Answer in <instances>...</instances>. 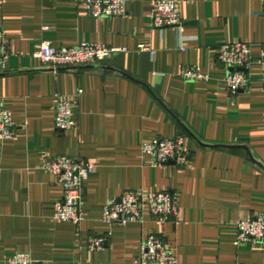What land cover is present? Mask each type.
<instances>
[{"label":"crops","instance_id":"crops-1","mask_svg":"<svg viewBox=\"0 0 264 264\" xmlns=\"http://www.w3.org/2000/svg\"><path fill=\"white\" fill-rule=\"evenodd\" d=\"M153 1L126 0L123 17L94 19L86 0H0L9 40L0 103L15 125L0 140V264L17 253L31 264H136L151 234L173 247L177 264H264V248L236 245L237 222L264 214L263 0H172L181 25L163 29L151 28ZM82 42L127 51L57 75L32 57L42 43ZM237 42L250 45L249 83L230 96L216 50ZM189 66L209 81L180 78ZM59 97L77 101L76 128L65 132L54 127ZM177 134L190 162L153 166L142 144ZM57 156L94 165L79 225L53 217L63 191L41 167ZM125 191L176 194V219L145 212L142 224L106 225L104 205ZM92 236L105 237L103 250L88 248Z\"/></svg>","mask_w":264,"mask_h":264},{"label":"built area","instance_id":"built-area-1","mask_svg":"<svg viewBox=\"0 0 264 264\" xmlns=\"http://www.w3.org/2000/svg\"><path fill=\"white\" fill-rule=\"evenodd\" d=\"M85 7L87 15L94 19L123 17L126 14V0H86ZM150 23L153 29L179 27L181 16L178 3L172 0L151 2ZM138 50L154 53L148 44L139 45ZM126 51L125 48H110L102 44L86 42L70 48H54L49 43H42L32 57L47 65L51 72L57 75L61 69L96 64ZM8 56L9 40L5 32L0 29V73L6 70ZM216 60L224 67L241 69L229 72L222 80V89L230 96H236L249 83L250 45L243 42L220 45L216 50ZM259 63L262 66L261 81L264 85V44L261 46ZM179 77L188 82H207L210 79L208 75L190 66L181 69ZM76 109V100L58 98L54 117V127L57 131L65 132L76 128ZM14 130L11 114L0 103V140L12 139ZM141 151L151 158L153 166L173 164L176 167H183L190 162V155L184 147V138L178 134L146 142L142 144ZM41 169L54 176L57 185L63 191L61 200L53 204L54 219L79 225L84 220V215L80 211L84 183L93 172L94 165L77 156H57L45 160ZM145 212L162 224L172 222L178 213L177 195L168 191L140 194L125 191L118 198L106 202L101 219L106 225L142 224ZM236 227V245L264 248V214L239 220ZM105 242V237L92 236L88 240V248L91 251H101L105 247ZM31 262L27 253H17L9 260V264H31ZM135 263L177 264V260L173 247L163 238L151 234L141 240Z\"/></svg>","mask_w":264,"mask_h":264},{"label":"water","instance_id":"water-1","mask_svg":"<svg viewBox=\"0 0 264 264\" xmlns=\"http://www.w3.org/2000/svg\"><path fill=\"white\" fill-rule=\"evenodd\" d=\"M241 69L238 67H233V68H229L230 72H236V71H240Z\"/></svg>","mask_w":264,"mask_h":264}]
</instances>
